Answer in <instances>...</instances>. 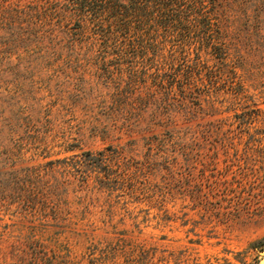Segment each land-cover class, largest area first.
I'll use <instances>...</instances> for the list:
<instances>
[{
    "label": "rangeland",
    "instance_id": "374dc122",
    "mask_svg": "<svg viewBox=\"0 0 264 264\" xmlns=\"http://www.w3.org/2000/svg\"><path fill=\"white\" fill-rule=\"evenodd\" d=\"M61 2L0 0V264H264V0L134 49Z\"/></svg>",
    "mask_w": 264,
    "mask_h": 264
},
{
    "label": "trees",
    "instance_id": "16d2710c",
    "mask_svg": "<svg viewBox=\"0 0 264 264\" xmlns=\"http://www.w3.org/2000/svg\"><path fill=\"white\" fill-rule=\"evenodd\" d=\"M206 1L211 0H62L59 30L75 24L79 33L91 32L106 48L134 49L135 42L156 46L166 39L189 42L201 29L211 30ZM35 6L40 8L38 2Z\"/></svg>",
    "mask_w": 264,
    "mask_h": 264
},
{
    "label": "water",
    "instance_id": "95a60500",
    "mask_svg": "<svg viewBox=\"0 0 264 264\" xmlns=\"http://www.w3.org/2000/svg\"><path fill=\"white\" fill-rule=\"evenodd\" d=\"M263 261H264V260H263ZM263 261H262V262H263ZM261 264H262V263H261Z\"/></svg>",
    "mask_w": 264,
    "mask_h": 264
}]
</instances>
